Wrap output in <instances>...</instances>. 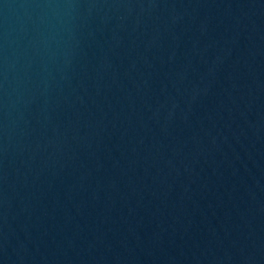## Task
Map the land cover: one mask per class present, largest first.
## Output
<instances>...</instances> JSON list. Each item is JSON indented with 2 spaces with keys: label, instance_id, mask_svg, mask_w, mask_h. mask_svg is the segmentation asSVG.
Returning a JSON list of instances; mask_svg holds the SVG:
<instances>
[{
  "label": "water",
  "instance_id": "water-1",
  "mask_svg": "<svg viewBox=\"0 0 264 264\" xmlns=\"http://www.w3.org/2000/svg\"><path fill=\"white\" fill-rule=\"evenodd\" d=\"M0 264H264V0H0Z\"/></svg>",
  "mask_w": 264,
  "mask_h": 264
}]
</instances>
